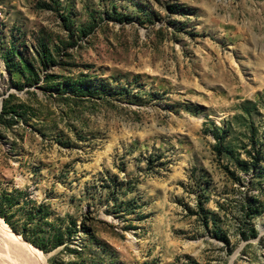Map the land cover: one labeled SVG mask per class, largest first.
Returning <instances> with one entry per match:
<instances>
[{
    "label": "rangeland",
    "instance_id": "1",
    "mask_svg": "<svg viewBox=\"0 0 264 264\" xmlns=\"http://www.w3.org/2000/svg\"><path fill=\"white\" fill-rule=\"evenodd\" d=\"M0 212V264H264V0H0Z\"/></svg>",
    "mask_w": 264,
    "mask_h": 264
},
{
    "label": "bare ground",
    "instance_id": "2",
    "mask_svg": "<svg viewBox=\"0 0 264 264\" xmlns=\"http://www.w3.org/2000/svg\"><path fill=\"white\" fill-rule=\"evenodd\" d=\"M0 221H1V223H4V224L6 225V223H5L2 219H0ZM6 226H7V225H6ZM23 246H24V248H25L27 251H29V252L32 250V249H31V246L28 245V244H27V245L25 244V245H23ZM20 248H21V247H20ZM33 256L36 257V258L38 259V256H37V255H34V254H33ZM40 258L44 259L43 256H40Z\"/></svg>",
    "mask_w": 264,
    "mask_h": 264
},
{
    "label": "trees",
    "instance_id": "3",
    "mask_svg": "<svg viewBox=\"0 0 264 264\" xmlns=\"http://www.w3.org/2000/svg\"><path fill=\"white\" fill-rule=\"evenodd\" d=\"M0 215H2V216H5L4 214H2L1 212H0ZM60 243V242H59ZM58 244V243H57Z\"/></svg>",
    "mask_w": 264,
    "mask_h": 264
}]
</instances>
